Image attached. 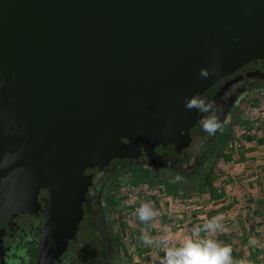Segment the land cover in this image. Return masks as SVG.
Here are the masks:
<instances>
[{"label": "water", "instance_id": "water-1", "mask_svg": "<svg viewBox=\"0 0 264 264\" xmlns=\"http://www.w3.org/2000/svg\"><path fill=\"white\" fill-rule=\"evenodd\" d=\"M257 59L264 0H0V210L81 211L86 170L189 144L185 98Z\"/></svg>", "mask_w": 264, "mask_h": 264}, {"label": "flooded vegetation", "instance_id": "flooded-vegetation-1", "mask_svg": "<svg viewBox=\"0 0 264 264\" xmlns=\"http://www.w3.org/2000/svg\"><path fill=\"white\" fill-rule=\"evenodd\" d=\"M264 89V60L244 64L236 71L218 79L200 98L214 105L210 113L198 111L199 118L190 129V142L160 145L151 152L144 148L134 157H117L100 169L95 166L85 172L91 184L84 195L81 211L71 207L62 209L50 205L53 193L42 188L28 209L14 212L0 210V264H114L117 256L115 236L106 216L108 185L123 173L150 169L156 174H178L183 178L198 175L215 138L241 100ZM216 116L221 128L214 134L206 133L200 120ZM124 142L128 143L127 140ZM110 188V187H109ZM68 222L80 216L75 233L63 229L62 224L51 226L56 215ZM73 218V219H71ZM71 219V221H70ZM68 239L67 244L64 239Z\"/></svg>", "mask_w": 264, "mask_h": 264}, {"label": "rangeland", "instance_id": "rangeland-1", "mask_svg": "<svg viewBox=\"0 0 264 264\" xmlns=\"http://www.w3.org/2000/svg\"><path fill=\"white\" fill-rule=\"evenodd\" d=\"M262 107H264V89L253 92L241 100L222 132L215 138L203 162L201 172L195 177L173 182L178 174H156L150 169L132 170L123 173L108 185L106 216L112 226L117 247L114 264H154L155 257L148 254L150 247L139 239L142 229L153 236L167 232L169 238L173 240L172 244L178 245L187 229L183 230L181 227L175 230L177 223L182 222L188 226L192 222L193 226L199 227L201 220H204L201 216L212 219L217 216L218 211L223 210L222 215L227 217L230 208L223 204L232 201H236L235 204L252 205L249 211L248 207H238L234 214L241 217L245 223L236 226L237 232H242L243 237L240 236L242 240L237 243L233 240L227 241L225 238H211L222 245L230 246L231 249L234 246L238 248L232 249L234 264H264V223H253L257 218L263 219L264 222V208H260V204H257L259 197L264 198V191L254 193L249 200H245L244 192H235L233 195L229 188L230 183L239 182L242 188L247 184L243 175L238 172V168L231 163V155L227 154L228 141L238 132L245 130L247 133V129L243 127L248 126L252 129V126L258 122ZM263 155L262 140H259L257 147H245L239 156L241 167L246 166L252 156L262 160ZM208 181L210 184L206 183ZM219 185L224 188L223 194L215 192ZM146 202H151L157 214L150 225L141 223L135 215V210ZM253 208L254 212L251 211ZM171 210L175 212L172 214ZM247 230L250 237L254 238L253 243H250V237L245 239L243 235Z\"/></svg>", "mask_w": 264, "mask_h": 264}, {"label": "clouds", "instance_id": "clouds-1", "mask_svg": "<svg viewBox=\"0 0 264 264\" xmlns=\"http://www.w3.org/2000/svg\"><path fill=\"white\" fill-rule=\"evenodd\" d=\"M210 73L201 69L198 73L199 78L207 79ZM185 109H193L210 113L214 107L212 103L206 102L198 95L185 98ZM202 129L210 136L214 135L222 126L221 121L216 116H208L200 120ZM184 178L180 175L175 176L173 182H181ZM135 215L145 225H150L156 219V210L151 202L142 203L135 210ZM222 217H213L205 220L202 226L193 231L192 236L186 237L179 244H172L167 232L153 236L146 230H141L140 241L149 247L159 249L164 252L163 257L159 258V264H234L232 259V249L230 246L222 245L217 240L212 239V235L222 231ZM203 232L206 235L201 236ZM254 238L250 239V243Z\"/></svg>", "mask_w": 264, "mask_h": 264}, {"label": "built area", "instance_id": "built-area-1", "mask_svg": "<svg viewBox=\"0 0 264 264\" xmlns=\"http://www.w3.org/2000/svg\"><path fill=\"white\" fill-rule=\"evenodd\" d=\"M261 114L260 116H258V122L255 126H252L253 128L250 129V127L245 126L243 127V129H247V133L244 131L242 132H238L236 133L233 138H231V140L228 141L227 144V154L231 155L232 158V164L235 165V167H237L238 172L240 173V175H243L242 177L245 178L244 182H246V184H248V188H242V184H240L239 182H235V184L230 183L229 188L230 190L235 193V192H244L245 194V200H249L252 199L253 194L256 192H262L264 191V155H263V159L259 160V158L257 156H252L248 163L246 164V166L241 167V160L239 158V156H241V153L244 151L245 147H257L259 140L263 141L264 144V107L261 108ZM238 172L236 173V175H238ZM239 175V176H240ZM216 188V186H215ZM215 192H217L218 194H223L224 193V188L221 187V185L217 186V188L215 189ZM242 194V193H241ZM243 194V195H244ZM237 198V197H234ZM224 199V197H223ZM239 201V200H237ZM222 204V203H221ZM239 207H248V211L250 210V208L252 207V205H245V204H238ZM172 211V210H171ZM251 211H255L254 208L251 209ZM175 211H172V214ZM202 218V216H201ZM203 219L204 220H210L208 219L206 216L203 215ZM189 222V221H188ZM187 222V224H188ZM255 224H261L264 223L263 219L257 218L256 220H254ZM181 227H183L184 229H187L186 233H190V231L188 230V226H185V223L179 222L176 224L175 226V230H178V228L180 229ZM171 229V227L169 228ZM173 232V231H170ZM212 237H216L215 234L212 235ZM252 237L249 238V241ZM170 242L172 243L173 240L170 239ZM237 248V247H236ZM235 246L232 249H236ZM238 249V248H237ZM148 254L149 256L151 255L154 258L155 263L154 264H159V258L163 257L164 252L160 251L159 249L150 247L148 249Z\"/></svg>", "mask_w": 264, "mask_h": 264}, {"label": "crops", "instance_id": "crops-1", "mask_svg": "<svg viewBox=\"0 0 264 264\" xmlns=\"http://www.w3.org/2000/svg\"><path fill=\"white\" fill-rule=\"evenodd\" d=\"M245 188H248V184L245 186ZM264 190V189H263ZM236 193H239V192H236ZM235 193H233V195H234ZM236 202V201H235ZM235 202L234 201H232L231 203H226V204H223L224 206L226 205V207H229L230 208V212H228L227 211V217L225 216V215H222V213L224 212V210L223 211H218L217 212V216L216 217H222V221H221V223H222V225H223V229H222V231H218L217 233H218V236H217V233H214L215 235H216V237H218V238H225V239H227V241H231V240H233V241H237V243H240L239 241H240V239L243 237L242 236V232H237V229H236V226L239 224V225H244L245 223H244V220H242V218L241 217H237V216H234V214H236L235 212H236V210H237V208L239 207V205L236 203L235 204ZM257 204H260V208H264V198L263 197H259V201L257 202ZM223 207V206H222ZM258 207V206H257ZM228 208V209H229ZM219 213V214H218ZM229 214L231 215V216H229ZM232 215H233V217H232ZM231 217V219H228V218H230ZM202 219H203V216H202ZM205 222V220H201V222H200V226H202L203 225V223ZM253 223H254V220H253ZM194 224H192V222L191 223H189V225H188V228H189V230L191 231L189 234L188 233H184L183 235H184V237H183V239L184 238H186V237H189V236H192V234H193V231L196 229V228H198V226H193ZM248 230H249V228H248ZM244 231V236H245V239H247V238H249L251 235H250V233H249V231ZM249 233V234H248ZM248 234V236H246ZM200 235L201 236H203V235H206L205 233H203V232H201L200 233ZM240 236H242V237H240ZM182 239V240H183ZM244 239V238H243ZM242 240V239H241Z\"/></svg>", "mask_w": 264, "mask_h": 264}, {"label": "trees", "instance_id": "trees-1", "mask_svg": "<svg viewBox=\"0 0 264 264\" xmlns=\"http://www.w3.org/2000/svg\"><path fill=\"white\" fill-rule=\"evenodd\" d=\"M206 183H207V184H210V183H209V181H208V182H206Z\"/></svg>", "mask_w": 264, "mask_h": 264}]
</instances>
